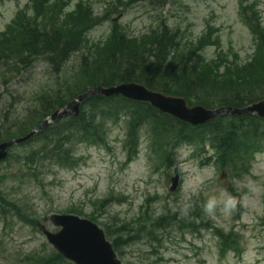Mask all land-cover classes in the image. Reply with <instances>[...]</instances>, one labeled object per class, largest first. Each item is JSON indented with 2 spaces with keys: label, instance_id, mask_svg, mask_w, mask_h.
<instances>
[{
  "label": "trees",
  "instance_id": "obj_1",
  "mask_svg": "<svg viewBox=\"0 0 264 264\" xmlns=\"http://www.w3.org/2000/svg\"><path fill=\"white\" fill-rule=\"evenodd\" d=\"M72 1L30 0L0 34V69L12 72L43 60L50 66L51 73L60 78L67 74L65 68L73 55L80 53L82 61L72 78L64 79L57 90L41 95L38 107L30 110L24 119L2 123L0 143L29 134L43 119L89 88L118 82L143 83L150 89L182 96L191 105L201 103L210 109L223 105L245 107L264 99V26L256 2L242 3L240 7L243 21L256 43L252 59L240 65L230 62L221 52L220 36L214 35V29L208 28L203 36L184 42L164 21L139 38L129 37L119 24H114L104 43L88 46V34L101 25L105 17L95 16L92 4L84 0H78L76 5ZM209 47L216 50V56L210 60L204 56ZM121 120L126 122L128 129L125 139L128 163L137 156L139 135L146 127L152 151L166 168L176 164L178 148L182 145L209 147L213 151L209 163L231 178L240 179L251 172L255 156L264 151V121L255 116L222 115L197 128L163 116L147 104L129 102L122 97L96 96L84 102L80 117H65L32 139L30 142L37 147L22 159L32 158V163L49 161L62 168H73L77 165L75 147L78 144L107 146L110 125ZM0 202L10 210L6 212L0 207V217L7 220L13 210L35 228L36 220L21 207L8 202L2 191ZM113 202H116L114 196L100 202L101 209ZM149 213L150 209L140 216L136 231L131 222H125L122 227L105 225L119 255L123 256L124 249L139 241L141 236L157 240L159 229L167 231L176 224L181 231L213 229L220 239L223 255L229 251L241 253L240 239L233 232L225 233L211 226L197 205L188 217L179 221L177 214L168 213L153 219L149 218ZM92 219L95 220L94 215ZM29 264H64V260L55 252H45L30 257Z\"/></svg>",
  "mask_w": 264,
  "mask_h": 264
},
{
  "label": "rangeland",
  "instance_id": "obj_2",
  "mask_svg": "<svg viewBox=\"0 0 264 264\" xmlns=\"http://www.w3.org/2000/svg\"><path fill=\"white\" fill-rule=\"evenodd\" d=\"M85 1L94 5L95 15L99 17L110 8L113 10L109 20L88 35L89 46L104 41L115 19L134 37L163 20L186 40L196 39L208 25L212 26L218 30V35L221 34L225 53L230 60H237L235 62L243 63L253 53L252 34L240 19V0H132L126 7L120 2L128 0ZM255 1L264 23V0ZM28 2L0 0V33ZM212 54L213 49H210L207 57ZM81 64V55H74L66 67L70 75L65 79H71ZM63 82L64 79L59 83L43 60L12 72L0 69V125L24 119L39 105L42 94L57 90ZM110 129L107 146L77 145L75 153L80 161L74 169L52 165L49 161L32 163V158L30 164L28 160H19L20 155L26 156L34 144L12 149L13 157L0 164V191L8 202L21 207L40 223L44 218L72 211L84 215L82 217L95 213L97 221L104 224L120 226L128 221L134 231L138 229L140 216L145 210L141 206L146 205L149 197L158 196L150 206L149 215V218L157 219L168 213L178 214L179 218L187 217L193 204L205 212L208 198L215 196L221 203L214 212H205V221L210 220L212 225L238 235L240 255L233 251L223 255L212 229L181 231L176 224L167 231L159 229L157 240L141 236L139 241L124 249L123 256L118 254L122 263L264 264V152L256 156L251 174L232 181L214 167L202 166L207 152L191 146L180 148L177 167H164L154 151L148 148V127L140 133L142 146L139 155L127 165L126 124L122 120L119 124H112ZM177 168L182 186L176 193H171L170 180ZM230 184L235 193L228 190ZM112 194L119 199L125 198L124 202L97 210L96 204ZM230 198L235 201V207L226 212L222 201ZM0 207L10 211L1 202ZM11 211L7 220L2 215L0 217V264H29L30 257L35 254L53 250L45 234L25 224L15 211ZM46 225L52 232L59 230L52 223Z\"/></svg>",
  "mask_w": 264,
  "mask_h": 264
},
{
  "label": "water",
  "instance_id": "obj_3",
  "mask_svg": "<svg viewBox=\"0 0 264 264\" xmlns=\"http://www.w3.org/2000/svg\"><path fill=\"white\" fill-rule=\"evenodd\" d=\"M102 95L104 97H112L121 95L128 100L135 102L148 103L159 109L162 113H166L179 118L183 122L190 123L194 126L210 122L222 114L244 116L245 114H258L264 119V101H260L254 105L238 109L232 107H222L217 110H207L202 106L189 107L188 103L181 98L166 96L158 92H151L146 87L138 84L129 83L121 84L118 87L102 88L96 87L78 97L64 110L58 111L44 121L40 127L35 129L26 138L17 141L6 142L0 145V161L5 160L8 156L7 150L19 143L27 142L30 138L36 136L51 125L52 122L60 120L65 115L79 116L81 112L80 105L89 97ZM179 176L172 180V192L178 189ZM51 222L61 231L52 234L45 226L39 225L43 234L48 238L49 243L59 252V254L74 264H122L117 258L112 244L107 241L106 234L96 224L91 221L83 220L79 217L66 215H55L51 218Z\"/></svg>",
  "mask_w": 264,
  "mask_h": 264
},
{
  "label": "clouds",
  "instance_id": "obj_4",
  "mask_svg": "<svg viewBox=\"0 0 264 264\" xmlns=\"http://www.w3.org/2000/svg\"><path fill=\"white\" fill-rule=\"evenodd\" d=\"M221 203V201H218L215 196L209 197L207 202L204 205V210L207 213H212L215 211L218 204ZM224 206V211H230L235 207V201L233 199H228L226 201H222Z\"/></svg>",
  "mask_w": 264,
  "mask_h": 264
}]
</instances>
